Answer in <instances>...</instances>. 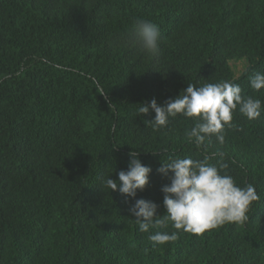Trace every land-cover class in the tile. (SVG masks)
Returning <instances> with one entry per match:
<instances>
[{"label": "trees", "instance_id": "trees-1", "mask_svg": "<svg viewBox=\"0 0 264 264\" xmlns=\"http://www.w3.org/2000/svg\"><path fill=\"white\" fill-rule=\"evenodd\" d=\"M137 19L159 27L158 57L124 41ZM256 73L264 0H0V264H264V108L256 119L237 108L224 143L201 147L186 137L195 118L154 131V111L136 115L189 83L229 81L264 104ZM133 150L152 169L136 199L157 203V215L170 180L156 169L209 157L254 187L248 220L202 234L169 222L150 232L177 239L153 246L129 213L134 199L103 185Z\"/></svg>", "mask_w": 264, "mask_h": 264}, {"label": "clouds", "instance_id": "clouds-1", "mask_svg": "<svg viewBox=\"0 0 264 264\" xmlns=\"http://www.w3.org/2000/svg\"><path fill=\"white\" fill-rule=\"evenodd\" d=\"M123 39L152 57H158L161 53L160 29L150 20H135L133 28ZM250 86L256 91L264 88V73H256L250 79ZM237 108L248 119H256L261 115L264 104L260 99L243 97L240 86L229 81L206 83L199 87L189 83L179 95L168 98L163 104H158L155 98L150 102H142L136 115L154 111V118L145 120V124L154 131L167 127L170 118L177 115L195 118L196 122L186 132V137L201 147L206 138L212 136L221 145L224 143L223 130L226 125L231 126L233 112ZM128 155L127 169L118 172V179L109 176L103 185L111 192L118 190L125 196L126 202L129 198L134 199L129 213L141 232L150 233L149 240L153 246L175 241L178 232L151 233L152 228H166L171 222L176 230L202 234L225 223H244L248 220L249 206L258 199L252 185L240 187L236 184L227 173L226 164L218 168L208 163L209 157L203 160L190 157L169 159L156 169L170 180V183L161 186L166 209V214L161 217L156 214L159 207L157 203L144 198L136 199L137 191H143L149 183L151 167L142 163L137 151L133 150Z\"/></svg>", "mask_w": 264, "mask_h": 264}, {"label": "rangeland", "instance_id": "rangeland-1", "mask_svg": "<svg viewBox=\"0 0 264 264\" xmlns=\"http://www.w3.org/2000/svg\"><path fill=\"white\" fill-rule=\"evenodd\" d=\"M237 71H238V74L244 69V63L243 62H240L238 63V66H237Z\"/></svg>", "mask_w": 264, "mask_h": 264}]
</instances>
